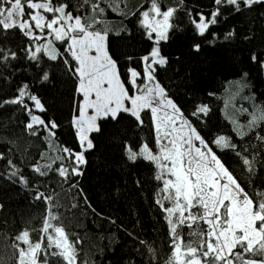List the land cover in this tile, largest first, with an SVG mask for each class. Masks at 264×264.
I'll return each instance as SVG.
<instances>
[{
    "label": "snow or ice",
    "instance_id": "1",
    "mask_svg": "<svg viewBox=\"0 0 264 264\" xmlns=\"http://www.w3.org/2000/svg\"><path fill=\"white\" fill-rule=\"evenodd\" d=\"M130 3L131 0H0V33L6 37L8 31L18 30L25 38L27 42L20 52L35 66L38 81L48 82L50 65L60 64L76 81L75 91L81 98L71 120L80 151L57 144L56 130L60 126L51 118L47 121L43 118L41 114H47L48 110L31 92L28 83H21L14 97L0 100V108L18 105L29 117L26 131L32 136L39 135L41 130L45 132L46 146L55 153L41 152V160L50 162H37L30 166V171L39 177L54 173L65 183L69 177L82 176L81 166L87 163L85 152L94 148L91 134L100 131L98 121L116 120L124 113L142 126L141 114L147 110L153 120L156 151L142 142L135 148L126 145L125 154L130 162L151 163L156 170L154 179L162 184L156 204L164 213L171 249L164 264H264V190H254L251 195L245 190L156 79V68L168 63L159 45L169 39V32L175 27L172 20L184 8V0H174L171 5L165 0H141L134 8L128 7ZM262 3L264 0H214L210 16L198 11L191 17V23L203 36L217 23L221 7L231 6L235 12H240ZM109 11L121 17H137L146 39L153 42L148 54L140 57L141 70L126 69L127 84L109 52L112 32L106 18ZM232 35L234 33L229 32L225 39ZM193 48L199 51L200 45ZM20 58L17 51L0 45V68L10 69L11 62ZM208 112L207 105H199L191 115L198 117ZM232 122L241 140L256 129L264 131V108L251 114L247 126L236 120ZM255 138L261 142V147L250 155L245 154L247 148L237 151L238 145L224 135L215 137L212 145L234 152L251 177L256 173L257 157L264 152V135L256 131ZM0 160H6V171L2 175L34 193L33 201L45 204L41 226L23 227L12 237L16 264H50L49 258L54 264H77L76 244L80 241L70 240L65 229L53 223L59 219L53 211L57 207L53 203L54 190L45 192L40 190V185L29 186L28 178L11 158L0 153ZM54 164L58 167L54 168ZM260 164L264 167V160ZM80 195H83L82 190ZM3 207L0 204V210ZM33 233L37 235L35 240ZM141 243L155 262V249L145 241Z\"/></svg>",
    "mask_w": 264,
    "mask_h": 264
},
{
    "label": "trees",
    "instance_id": "2",
    "mask_svg": "<svg viewBox=\"0 0 264 264\" xmlns=\"http://www.w3.org/2000/svg\"><path fill=\"white\" fill-rule=\"evenodd\" d=\"M140 2L131 0L128 7L134 8ZM165 3L171 5L174 0H165ZM214 7V0H184V8L172 20L175 27L169 32V39L159 45L168 63L157 67L155 75L167 96L251 195L254 190H264V167L260 164L264 152L257 157L256 173L249 177L235 153L230 149H217L212 140L219 135L230 137L238 145L237 151L248 149L246 155L260 150L261 142L256 140L255 132L264 135V131L256 129L241 140L235 125L225 117L222 109L227 95L233 94L234 103L230 107L237 115L234 119L247 126L251 114L264 108V63H261L264 61V3L240 12H235L231 6L221 7L217 23L201 36L191 23V17L198 11L210 16ZM25 11L27 13V9ZM106 18L112 29L109 51L127 84L126 69L132 67L140 71V57L148 54L153 42L146 39L137 17H121L109 11ZM229 32L234 35L225 39ZM26 42L18 30L8 31L6 37L0 33V45L12 48L21 57L11 62L10 69L0 68V100L14 97L16 88L28 83L31 92L48 110L47 114H41L43 118L46 121L51 118L60 126L56 130L57 144L80 151L71 125L74 107L81 99L75 91L76 81L63 71L62 65L51 64L50 80L40 83L35 66L20 52ZM196 44L200 45L199 51L193 48ZM199 105H207L209 112L193 117L191 113ZM141 118L142 126L124 113L116 120H99L100 131L91 134L94 148L85 152L87 163L81 166L83 175L69 177L65 183L54 173L39 177L30 171V166L37 162H50L40 158L41 152L49 151L43 139L46 133L41 130L39 135L32 136L26 131L29 117L18 105L0 108V153L11 158L22 170L29 186L40 185V190L45 192L54 190L53 203L57 207L53 211L59 219L53 223L62 226L70 240L80 241L76 244L77 264H164L168 259L171 250L168 226L164 213L156 204L162 184L154 179L156 170L151 163L130 162L125 154L126 145L135 148L142 142L156 149L151 113L146 110ZM244 130L247 131V127ZM54 154L49 151V155ZM5 166L6 160H0V204L4 205L0 210V260L3 264H16L12 237L23 227L39 228L45 204L33 201L34 193L2 175ZM32 239H37L36 233ZM141 241L155 249V262ZM49 259L50 264H54L52 258Z\"/></svg>",
    "mask_w": 264,
    "mask_h": 264
},
{
    "label": "rangeland",
    "instance_id": "3",
    "mask_svg": "<svg viewBox=\"0 0 264 264\" xmlns=\"http://www.w3.org/2000/svg\"><path fill=\"white\" fill-rule=\"evenodd\" d=\"M225 99H226V104H225V108L223 107V109H222V113L225 115V117H228L231 120V122H232L233 120H236V119H234V116L237 117L234 109L230 107V105L232 103H234L233 102L234 96H233V94H228ZM236 121L239 122L238 120H236ZM153 151L155 152L156 149L155 150L153 149Z\"/></svg>",
    "mask_w": 264,
    "mask_h": 264
}]
</instances>
